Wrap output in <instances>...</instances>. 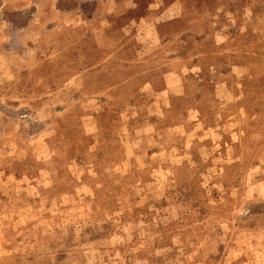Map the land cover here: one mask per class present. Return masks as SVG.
<instances>
[{
	"label": "rangeland",
	"instance_id": "1",
	"mask_svg": "<svg viewBox=\"0 0 264 264\" xmlns=\"http://www.w3.org/2000/svg\"><path fill=\"white\" fill-rule=\"evenodd\" d=\"M138 3L0 0V264H264V0Z\"/></svg>",
	"mask_w": 264,
	"mask_h": 264
},
{
	"label": "crops",
	"instance_id": "2",
	"mask_svg": "<svg viewBox=\"0 0 264 264\" xmlns=\"http://www.w3.org/2000/svg\"><path fill=\"white\" fill-rule=\"evenodd\" d=\"M118 8L121 9V11L124 12V14H130L132 13L131 10H135L139 7L138 0H115ZM182 0H173L168 6L163 7V4L161 3V0H151L152 6L151 12H154L155 10H158L160 7H162L161 12H158L156 15H152V17H158V20H161L163 22H169L172 20H176L180 17L182 12ZM150 2L148 3V5ZM122 12V13H123ZM130 12V13H129ZM149 18H146L148 20Z\"/></svg>",
	"mask_w": 264,
	"mask_h": 264
}]
</instances>
